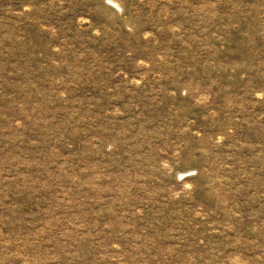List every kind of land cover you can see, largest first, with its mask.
<instances>
[{"label":"rangeland","instance_id":"rangeland-1","mask_svg":"<svg viewBox=\"0 0 264 264\" xmlns=\"http://www.w3.org/2000/svg\"><path fill=\"white\" fill-rule=\"evenodd\" d=\"M0 264H264V0H0Z\"/></svg>","mask_w":264,"mask_h":264}]
</instances>
